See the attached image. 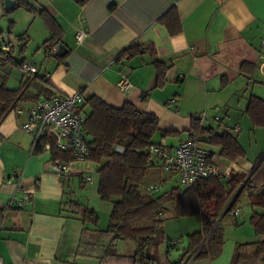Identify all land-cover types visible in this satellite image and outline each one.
I'll use <instances>...</instances> for the list:
<instances>
[{"label":"crops","instance_id":"obj_1","mask_svg":"<svg viewBox=\"0 0 264 264\" xmlns=\"http://www.w3.org/2000/svg\"><path fill=\"white\" fill-rule=\"evenodd\" d=\"M24 1L53 17L68 56L58 61L46 54L44 44L50 34L38 13L18 6L5 12L3 2H0V20L4 19L0 44L10 47L14 60L18 54L19 60L35 66L28 61L35 56L40 66L45 64L43 71L38 68V76L55 92L60 95L81 92L84 98L95 96L114 108L131 103L139 112L154 115L161 132L179 134L165 139L158 134L156 141L167 145L175 146L185 140L191 120L196 119L217 133L231 132L242 147L239 135L247 129L244 114L247 100L250 96L264 100V0ZM173 7L180 31L170 36L158 21ZM79 30L85 33L81 44L75 41ZM12 32L17 37L18 53L11 39L5 37V33ZM20 40L24 43L20 44ZM26 43L20 56L19 48ZM134 43L152 45L158 58L165 62L163 88L156 87L148 55L128 62L118 60L120 53ZM29 46L33 49L27 54ZM243 63L255 65L252 76L240 74ZM9 68H0V77L6 79L8 88L15 89L23 79L19 70L15 75L14 68ZM122 77L132 85L129 92L116 87ZM220 114L224 120L219 118ZM212 118L218 122L217 126L211 123ZM21 121L11 113L0 126V257L6 264H98L76 257L84 226L80 215L69 210V203L80 204L70 188L75 183L74 176L63 181L47 170L48 155L32 150L30 136L20 129ZM248 130L254 133L263 129ZM209 150L217 163L219 149ZM256 160L247 155L232 164L222 160L230 165L229 172L223 173L248 176ZM94 194L95 187L89 196ZM13 196L19 199L29 196V201L22 208L9 207ZM247 203L250 207L248 200ZM107 204L109 207L102 202L97 208L86 207L95 212L105 208L110 215L112 206ZM253 212L250 207L248 219ZM240 216L246 222L247 216L241 215L239 208L230 213L234 224ZM259 240L257 237L233 242L229 251H225L223 242L214 259L190 260L187 264H231L237 243L254 244ZM120 243L117 249L119 245L127 246L123 241ZM135 249L133 243L127 253L118 254L130 255Z\"/></svg>","mask_w":264,"mask_h":264},{"label":"trees","instance_id":"obj_2","mask_svg":"<svg viewBox=\"0 0 264 264\" xmlns=\"http://www.w3.org/2000/svg\"><path fill=\"white\" fill-rule=\"evenodd\" d=\"M15 1L18 8L38 13L50 34L44 44L46 54L55 58L51 48H58L62 40L53 17L43 9H35L24 0ZM158 22L170 36L180 31V22L174 7ZM2 46L0 44V68L10 67L21 72L24 60H14L10 47L3 51ZM25 47L26 44L21 45L20 56L24 54ZM144 55H148L155 71L156 87L163 88L166 84V64L158 58L152 45L134 43L120 53L118 60L128 62ZM67 56L68 53L56 59L63 61ZM255 70V65L243 63L240 74L250 77ZM38 75V71L29 76L21 73L23 81L15 89L8 88L6 79L0 77V126L19 105L60 95ZM78 112L85 118L83 127L89 160L96 165L97 196L102 202L111 204L112 210L107 229L99 230L98 216L93 209L78 203H69V210L80 215L84 226L76 250L77 258L96 261L98 264H187L192 258L214 259L220 254L223 245L220 223L234 210L239 197L246 193L250 207L254 209L249 223L260 240L254 244L235 245L231 264H264V157L247 180V175L225 174L198 181L184 190L177 186L166 192L148 194L145 192L147 185L144 179L148 169L155 168L149 148L159 143L156 141L158 134H161L160 139L179 134L161 132L158 119L154 115L139 112L131 103L114 108L95 96L83 97ZM244 114L252 129H264V100L250 96ZM188 134L187 137L196 138L200 143L219 149L218 157L229 163H234L245 155L236 136L231 132L217 133L211 128L203 127L199 120H191ZM45 142L51 144L53 159L66 162L72 160L69 154L57 150L53 141L48 138H44L37 146L36 153H39ZM118 148L122 153L117 151ZM259 159L260 157L255 163ZM169 205L174 206L175 214L179 218L196 216L200 219V231L188 236L187 246L180 258L174 262L169 260V248H174L175 242H170L171 246H168L163 255L157 253L158 232L162 230L163 221L156 216ZM223 213L222 219L215 226ZM121 241L134 243L135 252L119 255L116 247ZM145 250H148L147 257Z\"/></svg>","mask_w":264,"mask_h":264},{"label":"built area","instance_id":"obj_3","mask_svg":"<svg viewBox=\"0 0 264 264\" xmlns=\"http://www.w3.org/2000/svg\"><path fill=\"white\" fill-rule=\"evenodd\" d=\"M84 37L83 30L77 31L76 43L81 44ZM1 49L7 51L8 46L3 45ZM56 50V46L52 47L51 53L54 55ZM37 71L35 66L28 63H25L21 69L24 76L33 75ZM116 87L121 92H129L132 89V85L125 77L119 79ZM82 102L83 97L79 92L71 95H55L50 99L41 98L31 104L19 105L12 113L22 119L20 129L30 136L32 150H36L42 140L48 138L53 141L57 150L71 156L72 160L69 162L53 159L51 144L45 142L39 154L48 155L46 167L48 171L63 181L78 176L83 183L89 184L92 175L96 172V165L89 160L83 127L85 118L78 112ZM117 151L122 153L119 148ZM149 154L153 166L169 176L177 177L180 186L184 189L192 187L198 181L225 175L214 160L213 154L202 147L199 140L190 136L175 146L159 142L149 148ZM15 190H19L18 182ZM159 191L160 187L157 184H148L145 187V192L148 194H156ZM28 201L29 196L23 199L13 196L8 205L22 208ZM0 264H6L1 257Z\"/></svg>","mask_w":264,"mask_h":264},{"label":"rangeland","instance_id":"obj_4","mask_svg":"<svg viewBox=\"0 0 264 264\" xmlns=\"http://www.w3.org/2000/svg\"><path fill=\"white\" fill-rule=\"evenodd\" d=\"M3 21L4 19L0 20V26H2ZM5 37L6 38L9 37L11 39V42L18 53V47H17L18 43H17V39H16L17 37L15 36V33L12 32V34L10 35L5 33ZM19 43L22 44L24 43V41L20 40ZM26 47H27V43H26ZM32 49L33 48L31 46L26 48L27 54L30 53ZM26 57L28 56L26 55ZM15 58L16 60H19L18 54H16ZM34 58L35 56H33L32 58H29L28 61L34 63L37 69L39 68L40 71H43L47 66L45 64L40 66V61L39 60L36 61V59ZM13 74L18 75V73L16 72V69H14ZM0 76H2L1 71H0ZM219 118L224 120V117L222 114H220ZM215 120L212 118L211 123H213L214 126H217L218 122ZM245 120L247 123V127H246L247 129L241 131L239 135V140L241 142L244 154L247 155L248 158L253 159L254 161L256 158L261 157L264 154V129L256 130L257 132L253 133L250 130H248L252 128L251 126L250 128H248V125L250 124H248L249 122L247 119ZM243 127L245 128L244 123H243ZM166 141L170 143V139H167ZM200 145L204 148L206 147V149L212 148L210 145H206L204 143H200ZM217 160H218L217 164L220 170H222V172L228 173L229 172L228 169L230 168L229 164H232V163H229V164L224 163L222 162L223 159H220V158H217ZM74 178H75V183H73V185H71L70 188L75 194L78 202L82 206H85V207L89 206V207L97 208V205H99V203L101 204L102 202L97 197V190H96L97 188L96 186L98 183L97 173L94 172V174L92 175L93 182L91 183V185L90 184L81 185V181H79L78 179L79 177L74 176ZM144 183L145 185H148V184L160 185L159 192L161 193L169 191L170 189L174 187L180 186L179 180L177 179V177L169 178L167 174L155 168L148 169V172L144 179ZM93 187H95V194L93 196L97 200H94V197L89 196V192L92 191ZM180 188L184 190L183 187L180 186ZM246 197H247V194L243 193L239 197L235 205L237 208H239L241 215L245 214L247 216L246 222H243L240 216L239 222L236 223L237 224L236 225L230 219V214H228L226 217L222 219L220 223V227L222 228V231H223V242L225 246V251H227V249L228 251L230 250L233 242H241V240L247 242V241L253 240L254 238L257 239V237H255L254 235L255 233H253L254 230L249 223L248 218H249L250 207L247 203L248 199H246ZM102 203L104 204V206L106 205L107 207H109L107 203L105 202H102ZM96 212L98 214L97 215L98 216V227L101 229H106L109 224V212H107L106 214L105 208L97 209ZM156 218L163 221L162 230L158 232L159 247H158L157 253L161 252L163 255L165 251L168 249V246L169 247L171 246L170 242H176L177 243L176 248H172V247L169 248V252H170L169 260L174 262L180 258L183 250L187 246L188 236L200 230V219L196 216L187 217V218L177 217L175 214V208L173 205L167 206L166 209L162 210V212L158 216H156ZM125 243H127V246H120L121 243L119 242L120 245L118 246V249L116 247L117 253L119 254H121L120 252L127 253L128 251L127 249L133 246L132 242H125Z\"/></svg>","mask_w":264,"mask_h":264},{"label":"water","instance_id":"obj_5","mask_svg":"<svg viewBox=\"0 0 264 264\" xmlns=\"http://www.w3.org/2000/svg\"><path fill=\"white\" fill-rule=\"evenodd\" d=\"M3 5H4V11L5 12H10L12 11L16 6H17V3L15 0H4L3 1ZM84 28H85V25H84ZM67 53L66 49L60 45L56 52H55V57L56 58H62L65 54ZM264 157V154L260 157V159L256 162V164L254 165V167L252 168V170L250 171V173L248 174V176L246 177L245 180H247V178H249V176L254 172V170L256 169L257 165L260 163V161L263 159ZM226 212V210L224 211V213ZM224 213L221 215V217L218 219V221L216 222L215 226L220 222V220L222 219ZM214 226V227H215ZM208 236L204 239L203 243H202V246L205 244L206 240H207ZM145 256L147 257L148 256V250H145ZM193 260V258L191 259V261Z\"/></svg>","mask_w":264,"mask_h":264}]
</instances>
